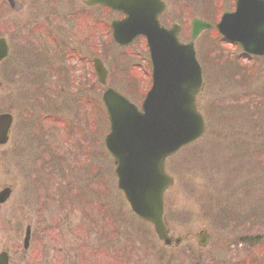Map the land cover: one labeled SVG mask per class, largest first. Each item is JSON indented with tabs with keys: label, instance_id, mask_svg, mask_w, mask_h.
Here are the masks:
<instances>
[{
	"label": "rangeland",
	"instance_id": "obj_1",
	"mask_svg": "<svg viewBox=\"0 0 264 264\" xmlns=\"http://www.w3.org/2000/svg\"><path fill=\"white\" fill-rule=\"evenodd\" d=\"M28 1L32 5L45 2L38 14L42 19L46 15L53 36L61 37L62 45L71 47L84 37L93 48L95 41L97 56L112 70L103 87H114L128 96L130 76L122 72L127 68L128 49L115 46L108 28L117 17L115 13L100 6L82 11V0ZM163 1L166 9L161 23L181 26V41H188L193 18L214 25L226 8L233 10V0ZM6 6V0H0L3 26L14 24L13 13L3 14ZM213 33L204 30L194 44L203 70L197 107L206 122L205 133L166 161L173 184L164 194V220L170 235L182 239L171 246L160 243L152 227L134 217L116 187L114 166L103 146L108 123L104 111L98 114L95 108L103 88L90 72L82 78L89 69L81 72L74 59L75 63H64L63 79H54L49 97L32 93L36 82L30 78L31 65L0 64V114L13 116L9 138L0 145V189H12L10 198L0 206V251H9L10 264L22 263V239L28 224L32 229L29 253L44 249L46 264H52L50 258L54 255H62L56 258L63 260V252L57 249L69 245L64 241L66 234L80 242L76 251L82 249L83 254L80 252L79 259L81 254L92 256L83 258V264L264 263V57L253 67L224 61L228 52L235 50L220 39L217 42ZM102 43L106 45L103 49ZM142 43L130 51L147 55ZM14 54L15 50H10L8 60ZM141 74L137 87L145 89L147 74L144 70ZM135 92L142 94L140 90ZM142 97L131 100L139 105ZM59 102L54 109L52 104ZM55 118L61 123L56 128L52 123ZM99 169L110 185L106 194L98 197L99 209L107 212L104 218L91 207L96 203L97 183L90 188V177ZM105 220L110 223L108 233L99 230L98 239H109V243L112 239L111 245L119 248L109 250L115 254L110 263L105 256L107 247L102 246L100 252L95 243L88 250L82 245L89 233L106 224ZM46 226L49 230L44 232L45 240L40 241L39 231ZM203 231L208 233V241L201 247L197 242ZM67 254L71 260L73 253ZM36 263L38 259L33 258L31 264Z\"/></svg>",
	"mask_w": 264,
	"mask_h": 264
},
{
	"label": "water",
	"instance_id": "obj_2",
	"mask_svg": "<svg viewBox=\"0 0 264 264\" xmlns=\"http://www.w3.org/2000/svg\"><path fill=\"white\" fill-rule=\"evenodd\" d=\"M88 5H101L124 15L112 20V37L127 45L143 35L151 61V87L140 109L112 89H106L102 103L109 122L104 147L113 159L117 187L125 196L131 210L149 222L159 240L165 245L179 239L166 236L162 219L163 194L173 179L165 170V160L180 148L202 136L205 123L196 106L201 84V68L195 58L193 42L202 29L211 25L194 18L190 42H179V26L166 29L158 16L165 9L162 0H85ZM215 28L225 40L238 44L245 54L264 52V0H235V9L223 13ZM7 48L0 38V60ZM94 69L100 82L106 70L94 58ZM12 124L9 113L0 114V145L8 140ZM11 189L0 190V204L6 202ZM28 231L24 239V246ZM206 232L199 244L205 245ZM0 264H7V255L0 253Z\"/></svg>",
	"mask_w": 264,
	"mask_h": 264
},
{
	"label": "flooded vegetation",
	"instance_id": "obj_3",
	"mask_svg": "<svg viewBox=\"0 0 264 264\" xmlns=\"http://www.w3.org/2000/svg\"><path fill=\"white\" fill-rule=\"evenodd\" d=\"M6 4L3 14L5 15V12L7 15L13 13L12 22L14 21V24L11 23L12 25L9 24L7 26L0 24V37L4 38L8 47L7 55L0 64H9L11 62L16 65H31L32 74L30 78L33 82H36L31 88L32 93H35V95L38 93L45 94L51 97L53 81L57 77L63 79L64 63L68 59H71V61L74 59L80 68L90 69L89 60L91 61L95 57V53L98 52L97 43L94 41L93 48H91L84 37H82L79 43H75L71 47L62 45L61 37L53 36L52 30L47 24L46 15L42 19L41 14H38L39 8L44 6L45 2L39 5L35 2L32 5L28 0H6ZM89 8L95 7L86 6L83 3L82 11ZM48 21L51 22V20ZM97 27V24L93 26V38H96L94 34L97 32ZM10 50H15V54L8 60ZM86 52L91 59H87L89 57L86 56ZM84 58L87 59L86 66L84 65ZM238 58H240V55L237 56ZM247 58L250 59L252 57ZM74 61L72 63H75ZM42 65L43 67H40ZM82 69L81 71H83ZM32 261V255L23 254L21 264Z\"/></svg>",
	"mask_w": 264,
	"mask_h": 264
},
{
	"label": "trees",
	"instance_id": "obj_4",
	"mask_svg": "<svg viewBox=\"0 0 264 264\" xmlns=\"http://www.w3.org/2000/svg\"><path fill=\"white\" fill-rule=\"evenodd\" d=\"M102 112H103V110L101 111V108H100V109H98V112H97V113H98V114H102ZM125 254H126L127 257H128V252H126ZM120 262H121V261H120ZM73 264H75V263H73ZM123 264H124V262H123Z\"/></svg>",
	"mask_w": 264,
	"mask_h": 264
}]
</instances>
